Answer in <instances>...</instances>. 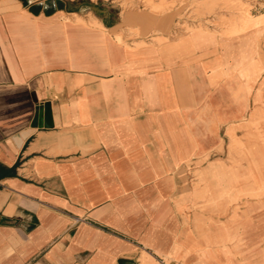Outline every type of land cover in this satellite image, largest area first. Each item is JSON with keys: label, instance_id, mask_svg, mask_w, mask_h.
<instances>
[{"label": "crops", "instance_id": "obj_1", "mask_svg": "<svg viewBox=\"0 0 264 264\" xmlns=\"http://www.w3.org/2000/svg\"><path fill=\"white\" fill-rule=\"evenodd\" d=\"M153 1L0 0V264H264V207L186 191L234 120L260 150L264 11L181 38Z\"/></svg>", "mask_w": 264, "mask_h": 264}, {"label": "rangeland", "instance_id": "obj_2", "mask_svg": "<svg viewBox=\"0 0 264 264\" xmlns=\"http://www.w3.org/2000/svg\"><path fill=\"white\" fill-rule=\"evenodd\" d=\"M144 1L145 7L155 14L172 12L176 5V2L155 4L153 0ZM181 3L185 4L182 9L184 15L182 20L187 21L182 25L184 32L181 38L195 31L212 32L217 35L224 33L223 37L240 36L247 31L251 23L260 19V17H252L251 13L264 11V0H181ZM209 16L216 18L209 20ZM189 20L194 23H189ZM227 28L228 30L225 31ZM220 123L222 122L217 123L218 126ZM246 123L243 118L234 120L229 125L230 153L222 154L221 157L223 162L230 165L211 164L202 170L199 180L190 179L187 182L186 191L193 189V194L199 197L205 196L207 192H214L218 197L230 198L231 202L242 201L244 207H264V128L259 129L254 139L255 147L258 146L260 150L244 153ZM234 130L238 132L236 137ZM244 159L250 160L249 167H244ZM262 223H264L262 217L258 219L249 217L244 220V234L254 245L264 241V227H260Z\"/></svg>", "mask_w": 264, "mask_h": 264}, {"label": "built area", "instance_id": "obj_3", "mask_svg": "<svg viewBox=\"0 0 264 264\" xmlns=\"http://www.w3.org/2000/svg\"><path fill=\"white\" fill-rule=\"evenodd\" d=\"M183 24H184V22L179 24L180 26L178 28H176V32H178L179 30H183V28H182Z\"/></svg>", "mask_w": 264, "mask_h": 264}]
</instances>
